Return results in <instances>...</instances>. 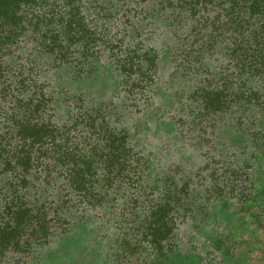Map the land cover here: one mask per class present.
Listing matches in <instances>:
<instances>
[{
    "label": "trees",
    "instance_id": "1",
    "mask_svg": "<svg viewBox=\"0 0 264 264\" xmlns=\"http://www.w3.org/2000/svg\"><path fill=\"white\" fill-rule=\"evenodd\" d=\"M262 181L264 0H0V264H264Z\"/></svg>",
    "mask_w": 264,
    "mask_h": 264
},
{
    "label": "rangeland",
    "instance_id": "2",
    "mask_svg": "<svg viewBox=\"0 0 264 264\" xmlns=\"http://www.w3.org/2000/svg\"><path fill=\"white\" fill-rule=\"evenodd\" d=\"M108 83H110V79L104 77L101 79V86H107ZM182 158L186 161H189V156L188 155H183ZM264 191V181L261 183V189L260 191ZM262 197L258 196V202L259 206H261L264 209V195H261ZM264 219V218H263ZM222 220L231 224L234 229L235 237H244V238H250L253 240L259 241V243L264 244V232L262 230H256V228L251 225L248 221H244L243 223L236 222V218L233 215H229L228 212H223L222 213Z\"/></svg>",
    "mask_w": 264,
    "mask_h": 264
}]
</instances>
